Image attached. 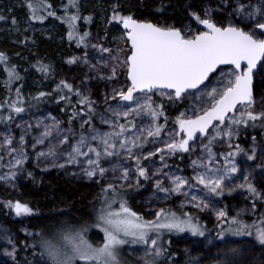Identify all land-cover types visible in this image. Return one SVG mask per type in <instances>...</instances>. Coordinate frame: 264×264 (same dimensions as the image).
<instances>
[{
    "label": "rangeland",
    "instance_id": "obj_1",
    "mask_svg": "<svg viewBox=\"0 0 264 264\" xmlns=\"http://www.w3.org/2000/svg\"><path fill=\"white\" fill-rule=\"evenodd\" d=\"M128 1L0 0V54L6 58L0 60V193L15 198L24 191L32 176L31 165L42 173L57 171L93 206L92 216L85 223L63 222L44 234L32 229L29 214L20 216L14 230L0 222V264H18L13 259L20 250L17 240L35 255L27 264H52L45 242L55 245L62 258L65 253L71 255L66 236L74 238L75 243L82 239L85 248L89 245L91 249L101 248L105 243L104 229L109 227L101 217L120 212L121 204L135 213L140 223L183 221L184 231L149 230V236L157 240L156 247L161 250L158 256L155 249L143 243L116 246L118 264H264V246L256 240L257 230H264V138L260 136L264 135V58L252 75L251 106H237L226 116L224 124L217 121L213 125L218 128L210 127L207 135L194 139L189 151L169 150L167 144L185 139L178 130V121L192 119L211 108L214 100L208 93L216 89L214 97L219 99L228 80L234 78L230 75L232 67L219 68L204 84L186 91L178 99L171 91L155 89L133 94L144 107L121 101L116 93L130 87L126 80L130 47L120 27L122 20L114 17L134 18L122 10ZM135 1L153 10L164 0ZM240 4L245 5L244 12H237ZM256 10L264 12V0H183L181 18L156 15L153 20L143 21L161 28L179 29L192 39L203 32L195 15L209 19L217 27L233 26L254 32L255 38L261 39L260 31L254 27L256 20L248 18V12ZM257 20L264 22L260 16ZM44 95L52 98V102L63 95L62 100L73 104L63 122L47 107L39 108L50 104L41 98ZM84 98L87 103L80 102ZM162 102L174 104L169 116L160 113ZM74 103L80 109L76 110ZM16 107L22 111L16 112ZM126 108L131 109L127 117L123 115ZM114 111L121 114L114 115ZM248 112L261 118L250 120ZM103 120L113 121L115 127ZM234 120L241 122L232 123ZM248 120L257 122V126H245ZM120 125H124L123 135L113 136L111 140L116 146L109 149L117 154L104 155L103 145L89 141L102 153L98 161L106 169L102 176L98 170L92 177L86 175L87 157L68 163L71 146L81 136L120 132ZM157 126L160 135L148 136V131L154 132ZM248 128L258 130L259 135L242 139ZM48 129L51 134L43 137ZM220 129L232 134L217 135ZM65 136L67 143H60ZM212 137L215 139L209 145ZM40 138L44 142L37 144ZM125 138L129 142L122 149L117 141ZM205 145L210 152L205 151ZM126 148L132 149L131 154ZM50 149L55 156L39 155ZM149 153L155 154L149 156ZM90 155L97 159L95 153ZM17 159L21 161L19 164ZM193 160L211 169L207 175L212 179L227 169L222 188L213 193L199 184L194 177L205 174L206 168H194ZM141 168L145 170L144 176L140 175ZM232 168L236 171H231ZM177 176L189 181L181 192L171 191L172 180ZM220 211L226 216L218 218ZM189 225L198 231L194 234ZM121 237L131 240L122 233ZM71 264L97 262L76 259Z\"/></svg>",
    "mask_w": 264,
    "mask_h": 264
},
{
    "label": "snow or ice",
    "instance_id": "obj_2",
    "mask_svg": "<svg viewBox=\"0 0 264 264\" xmlns=\"http://www.w3.org/2000/svg\"><path fill=\"white\" fill-rule=\"evenodd\" d=\"M245 5L240 4L237 8V12H244ZM257 16L264 18V12L256 10L255 12L249 11L248 18L256 20L254 25L255 29H258L261 33H264V22L257 20ZM115 19L122 20L123 27L126 29L127 40L130 42L131 54L126 59L128 79L131 81V86L126 91H120L116 93L120 97L121 101L135 102L138 106L139 101L134 97L135 92H152L154 89H172L175 92L176 98H180L181 94L189 89H197L214 73L219 65H231L232 71L230 73L233 79L228 80V84L225 87L222 94H219V99H215L216 89H213L208 93V96L213 98L214 103L210 110L205 111L202 116H196L195 119H180L179 125L181 132L187 133V139H182L179 143H169L167 148L169 150H181L189 151L188 141L193 139L194 133L197 131L201 134L207 135V130L211 126L212 128H218V125H213L212 121H219L220 124H224L226 114L234 109L236 105L242 104L251 106L253 103L252 97V70L256 67L257 61L264 57V39L255 38L254 32H246L242 29L229 26V27H217L209 19H201L199 16L194 18L197 22L203 25L208 31L199 32L194 38L189 39L182 34V31L175 28H161L151 23H138L131 17H114ZM75 19V17H73ZM87 35V33H85ZM103 51H108L103 49ZM6 59L3 54H0V60ZM74 61H69L73 63ZM242 62L247 63V68H243ZM113 75H115V69H113ZM223 75V73H222ZM65 87L71 90V86L65 84ZM43 95V94H41ZM148 100L151 97L147 98ZM81 103H87V98L80 101ZM16 112H21L19 107L15 108ZM131 109L126 108L123 115L127 117ZM114 115L119 116L121 113L118 111L113 112ZM162 114V113H161ZM248 119L257 120L261 116H257L252 112L246 113ZM264 115V114H262ZM104 123H108L115 127L113 121L103 120ZM239 120H234L232 123H240ZM86 123V122H85ZM120 132L113 133H100L96 132L90 137L81 136L76 145L71 146V151L68 153V163L79 162L78 157H87V164L89 168L85 170L86 175L92 177L97 174L102 176L106 169L100 167L99 157L102 155L98 147H93L89 141H95L99 145H103V154L112 156L113 149L116 145L112 142L113 136L120 137L124 132V125L119 126ZM51 134V130L48 129L43 133V137H47ZM217 135H228L231 132H224L220 129L216 133ZM160 127L157 126L156 130L148 131V136H159ZM215 137L209 139L210 145ZM23 141V137H21ZM68 138L65 136L60 143H67ZM11 141L9 140L8 143ZM43 138L36 141L37 144L43 143ZM119 147L125 149L129 142L127 138L118 140ZM134 143V142H133ZM139 146V145H135ZM87 148V151L82 149ZM131 154L132 149L126 148ZM157 151H161L157 149ZM205 151L210 152L208 145H205ZM91 153H95L97 159L91 158ZM155 153H149V156ZM22 156L23 154L20 153ZM40 156H55L56 153L53 150L49 152H41ZM147 158V157H145ZM163 159V157H161ZM252 159V157H249ZM20 159L16 160L19 164ZM193 167H205V174H198L194 179L199 184H203L210 192L216 193L218 189L222 188V181L225 179L227 169L224 170L223 175H217L215 179L210 178L207 173H211V169H207L206 165L198 162V160L192 161ZM63 167L64 165H60ZM219 171V170H217ZM231 171L235 172L236 169L232 168ZM140 175H145V170L140 169ZM127 172H125V177ZM174 187L171 191L181 192L185 185L189 184V181L177 176L172 180ZM159 187V184L157 185ZM111 187V185H109ZM161 191H168V189H160ZM250 191L254 189L249 186ZM107 191V189H105ZM187 195V193H185ZM193 199H196L193 196ZM9 207L14 208L16 215H28L31 214V209L20 202L10 204ZM120 212H109L107 216H102L101 219L109 227L104 229L105 231V243L103 247L98 249H91V246L85 248V241L82 239L79 243L74 242V238L66 236L64 239L71 246V255L65 253L63 258L59 249L49 242H45L44 246L48 253L52 264H71L73 260L79 259L85 262L96 261L97 264H118L115 254V248L119 245L127 243H143L149 248L155 249V255H160L161 250L156 247L157 240L152 239L149 236V230L155 231L161 228L176 229L178 231H184V222H170V223H153L138 222L140 218L136 217V214L131 212L124 204L120 205ZM123 214V215H122ZM161 213H157L159 218ZM218 218L226 216L224 211H220L217 214ZM135 218V222L134 219ZM173 219L175 216L173 214ZM235 222V221H234ZM193 233L195 234L198 229L194 225H189ZM131 237V240H127L121 237ZM202 235V233H200ZM256 240L262 246H264V230H257ZM10 254V253H9Z\"/></svg>",
    "mask_w": 264,
    "mask_h": 264
},
{
    "label": "trees",
    "instance_id": "obj_3",
    "mask_svg": "<svg viewBox=\"0 0 264 264\" xmlns=\"http://www.w3.org/2000/svg\"><path fill=\"white\" fill-rule=\"evenodd\" d=\"M183 0H164L157 4L155 9H146V6H139L135 0H129L124 3L122 10L125 13L131 14L134 19L143 21L145 19L153 20L157 15H167L181 18V4ZM48 95H44L41 98L46 99L50 104L46 106L54 115L57 116L62 122L65 120L66 113L70 107H73L72 103L65 102L62 97H58L54 102L52 98H48ZM2 101H0L1 106ZM76 110L80 109V106L74 103ZM68 106V107H67ZM25 109L27 104L23 106ZM264 107V100L262 102ZM175 108L174 104L170 102H162L159 104L160 113L163 116H169ZM28 109V108H27ZM257 110V109H255ZM32 111V108H30ZM27 112V110H25ZM1 117V116H0ZM4 117V116H3ZM2 117V119H3ZM254 127L257 126V122L246 121L245 126ZM260 132V131H259ZM259 135L258 130L254 131L250 128L247 129L245 135H242V139H248L251 136ZM262 139L263 134H260ZM239 144V143H238ZM29 171L32 173L31 178L26 184L25 190L20 192L15 198H8L0 193V222L8 228L14 230L16 223L20 216L16 215L14 208L9 207L10 204L18 201L24 204H28V207L32 210L28 215V220L32 229H37L42 234L54 230L60 223H68L70 225H79L85 223L92 216L93 206L88 203L82 192L72 189L69 184L66 183L64 177L57 171H49L42 173L36 170L33 166H29ZM92 236V235H91ZM20 250L14 256V261L18 264H27L34 258L30 250L27 249L23 242L17 240ZM32 255V256H31Z\"/></svg>",
    "mask_w": 264,
    "mask_h": 264
},
{
    "label": "water",
    "instance_id": "obj_4",
    "mask_svg": "<svg viewBox=\"0 0 264 264\" xmlns=\"http://www.w3.org/2000/svg\"><path fill=\"white\" fill-rule=\"evenodd\" d=\"M133 20H135V21H137L138 23H151V24H153L152 22H144V21H138V20H136V19H134V18H132ZM154 25V24H153ZM156 26V25H155ZM120 27H121V29L122 30H124V32H125V38H126V40H127V36H126V29H124V27H123V22H121V25H120ZM200 28L202 29V31L203 32H205V31H208V29H206L203 25H200ZM263 35H264V33H262ZM195 37V36H194ZM127 44H128V46L129 47H131V45H130V42L127 40ZM131 54V52L129 53V55ZM128 55V56H129ZM262 59H263V57L260 59V60H258L257 61V64H256V67L255 68H253V70H252V75H253V73H254V71H255V69L257 68V66L259 65V63L262 61ZM226 66H231V65H219L218 66V68H217V70L219 69V68H221V67H226ZM242 66H243V68H247V63L246 62H242ZM232 67V66H231ZM216 70V71H217ZM215 71V72H216ZM215 72L214 73H212V74H210V76H209V78L212 76V75H214L215 74ZM208 78V79H209ZM207 79V80H208ZM126 80L128 81V83H129V85L131 86V81L128 79V72H127V74H126ZM207 80H205L204 81V83L207 81ZM203 83V84H204ZM202 85V84H201ZM200 85V86H201ZM199 86V87H200ZM251 87H252V85H251ZM155 90V89H154ZM165 90H167V91H171V92H173L174 93V95H175V92H174V90H172V89H165ZM190 90H194V89H189V90H187V91H190ZM135 93H137V92H135ZM135 93H133V94H135ZM185 93V92H184ZM183 94V93H182ZM181 94V95H182ZM175 98H176V96H175ZM239 105H242V104H237L236 105V107L237 106H239ZM208 110H210V108L209 109H207L206 111H208ZM234 110H232V111H230V112H228L227 114H226V116L228 115V114H230V113H232ZM205 112V111H204ZM204 112L202 113V114H200V115H198V116H202L203 114H204ZM196 117H194V118H192V119H195ZM215 122H217V121H212V124H214ZM211 127V126H210ZM210 127H209V129H210ZM178 130L181 132V129H180V125H179V127H178ZM182 133H184V135H185V139H187V133L186 132H182ZM198 136H204V134H201V133H199L198 131L196 132V133H194V135H193V139H191V140H189L188 141V143L190 144L194 139H196Z\"/></svg>",
    "mask_w": 264,
    "mask_h": 264
},
{
    "label": "flooded vegetation",
    "instance_id": "obj_5",
    "mask_svg": "<svg viewBox=\"0 0 264 264\" xmlns=\"http://www.w3.org/2000/svg\"><path fill=\"white\" fill-rule=\"evenodd\" d=\"M200 30H202L201 28H200ZM258 30V29H257ZM260 33V35H261V39H264V35L261 33V32H259ZM264 58V57H263ZM254 74V73H253ZM253 77V76H252ZM252 84H253V79H252Z\"/></svg>",
    "mask_w": 264,
    "mask_h": 264
}]
</instances>
